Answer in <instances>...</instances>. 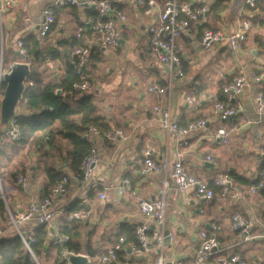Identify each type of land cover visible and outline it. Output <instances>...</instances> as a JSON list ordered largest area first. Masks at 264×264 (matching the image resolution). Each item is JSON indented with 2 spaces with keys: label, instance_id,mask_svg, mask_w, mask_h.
<instances>
[{
  "label": "crops",
  "instance_id": "obj_1",
  "mask_svg": "<svg viewBox=\"0 0 264 264\" xmlns=\"http://www.w3.org/2000/svg\"><path fill=\"white\" fill-rule=\"evenodd\" d=\"M50 1H2L0 47L10 67L20 59L18 40L28 33H36L42 9ZM165 1L155 0L157 6L147 14L134 0H115L126 20L118 21V45L104 49L91 45L93 32L89 20L97 16L94 7L54 6L55 22L42 41L43 47L58 49L62 56L43 62L46 65L42 74L45 81L62 76L67 63L66 53L69 54L74 44L90 45L86 75L90 89L82 93L93 96L97 114L102 116L108 128L118 127L123 132L122 137L116 138H86L96 147L100 158L94 168L96 186L71 182L50 207L65 211L72 205H87L90 214L87 219L80 220L78 230L79 253L88 256L89 264H98L97 256L112 246L123 224L135 226L144 220L137 203L140 199L153 198L159 187V175L142 176L138 172L145 150L151 151L155 159H166L169 164L180 159L190 174L211 185L214 175L220 171H227L237 185L252 184L264 167V155L260 152L264 146V110L258 112L255 105V97L259 93L264 96V2L257 0L251 7L245 0H181L193 5L205 4L207 10L193 25L192 32L184 33L178 39L183 71V75L178 76L174 72L170 74L150 49L148 27L157 20L158 8ZM245 20L249 30L236 48L226 41L206 48L200 46L198 37L204 28L232 32ZM78 32L83 35L81 40L76 38ZM238 73L245 76L247 85L238 99L239 111L224 123L229 139L225 145H220L214 138L218 122L213 116L212 104L221 97L222 84ZM254 74L263 76L254 81ZM152 83L161 84L165 91L149 93L147 87ZM190 96L196 101H189ZM155 104L168 107L182 125L197 118H205L206 124L189 133L185 144L159 126L152 109ZM16 111L29 113L20 105ZM6 124H0V134ZM61 142L65 148L68 146L64 140ZM23 154L27 182L18 185L7 173L1 176L13 212L24 209L31 201H38L46 193L49 188L46 167L53 165L56 171L70 174L64 155L57 152L45 157L24 146ZM207 156H211V160H207ZM124 178L129 179L132 190L119 195L117 186ZM214 190L215 196L211 200L198 199L193 189L183 193L173 187L167 190L162 230L168 231L169 240L164 241L160 252L168 264H175L177 260L190 261L200 243V230L210 231L213 223L221 226L218 236L226 247L224 254L238 253L247 264H264V238L233 245L229 228L231 214L240 212L255 221L254 234L263 232L260 223L264 221V189L235 198L222 196L218 187L214 186ZM101 191L106 194L103 199L99 198ZM57 217L52 223L53 229ZM54 235L51 233L52 238ZM88 251L94 252V256L91 257ZM155 255L154 250L133 255L125 248L110 264H154ZM206 264L216 262L212 259Z\"/></svg>",
  "mask_w": 264,
  "mask_h": 264
},
{
  "label": "built area",
  "instance_id": "obj_2",
  "mask_svg": "<svg viewBox=\"0 0 264 264\" xmlns=\"http://www.w3.org/2000/svg\"><path fill=\"white\" fill-rule=\"evenodd\" d=\"M2 1L8 3V0H0V13L2 10ZM145 13L149 14L156 7L155 0H134ZM264 2V0H262ZM245 2L253 7L257 0H245ZM86 5L94 7L97 10V18L90 19L93 36L91 45L98 48H113L119 43L120 28L118 21L126 20L125 15L116 6L115 0H51L42 9V18L36 27V33L39 37L44 36L55 22L54 6H79ZM205 4L193 5L187 1L181 0H166L162 6L158 8L157 20L149 25L148 33L150 35V49L154 57L164 65L169 73H175L178 76L183 75L181 50L178 45L179 37L184 33H191L194 24L198 23L206 12ZM249 30L248 21H242L239 27L232 32H226L221 29L204 28L198 37V42L201 47H209L214 43L226 41L232 48H236L239 41H243L246 33ZM82 33L78 32L76 38L82 39ZM19 54L23 61L25 60V51L21 40L17 42ZM90 54V45L84 43L74 44L69 50L68 63L74 68L79 75L81 81L73 83L72 87L75 91H85L90 89V84L86 79L88 70V56ZM9 70H3L0 67V82L1 76ZM262 74H254L253 80L258 81L262 78ZM247 85L245 76L238 73L232 76L221 86V97L214 100L212 104V113L215 120L218 122L214 132V138L220 145H225L229 139L228 129L224 123L230 117L237 114L240 109L238 102L244 88ZM149 93L161 94L165 88L158 83H152L147 87ZM0 95V99H1ZM189 101H196L195 97H188ZM256 110L261 112L264 110V96L259 93L255 97ZM17 108V107H16ZM156 115L159 126L171 132L174 137L187 143L186 137L192 131L201 129L205 126V118H197L189 121L186 124H180L179 118L173 116L171 110L161 104H155L152 107ZM17 111L8 119L3 132L0 134V142H11L18 144L21 141V131L16 122L15 116ZM81 136L88 138L90 136H104L107 138L122 137L123 132L120 128L101 129L95 125H89L82 131ZM261 154L264 155V146L261 149ZM207 160H211V156H207ZM100 158L96 147L90 145L87 153L84 155L79 166L78 174H63L60 180L52 185L49 190L38 201H31L24 209L15 211L14 214L10 211L4 194L1 196L6 203L8 213V229L16 232L22 239L25 247L32 253L31 243L34 240V230L38 224L47 223L49 227H53L52 223L56 217L64 212L61 209H51L53 200L63 194L71 182H80L88 187L96 186L94 178V168ZM138 172L142 176L148 174L159 175V187L155 196L151 199H140L137 203V208L142 214L144 220L135 225L134 238L127 239L120 236L113 246L105 252L97 256L98 264H109L118 259V252L128 249L129 254L140 255L151 250L156 251L154 264H168L166 257L160 252L165 235L163 226L165 223L166 209V193L170 187L175 188L183 193L189 189H193L196 197L200 200H211L215 196L214 186L218 187L222 196L235 198L244 196L245 194L252 195L264 189V167H262L255 179V182L249 185H237L227 171L217 172L213 177L211 185L204 179L190 174L180 159H176L171 164L166 159H155L151 151L143 152V159L139 165ZM27 175L24 172L16 176L15 182L18 185H24L27 182ZM132 186L129 179L124 178L122 183L117 186L119 195L131 191ZM106 197L104 191L99 193V198ZM90 214L89 210L80 209L73 210L69 216L78 220H85ZM255 221L249 216L240 212H233L229 218V228L233 234V245L249 242L254 238H264V221L260 223L263 232L254 234L252 227ZM221 226L218 223L211 225V230H200V243L196 248L193 258L190 261L177 260L175 264H206L212 259L216 264H247L240 254L230 253L224 254V247L219 239L218 232ZM5 230L0 229V236ZM53 236V235H52ZM67 236L54 235L53 242L61 245L65 242ZM69 252L61 251L59 260H65L68 264L65 254ZM36 264H40L36 260Z\"/></svg>",
  "mask_w": 264,
  "mask_h": 264
},
{
  "label": "trees",
  "instance_id": "obj_3",
  "mask_svg": "<svg viewBox=\"0 0 264 264\" xmlns=\"http://www.w3.org/2000/svg\"><path fill=\"white\" fill-rule=\"evenodd\" d=\"M96 15L98 16L97 11ZM49 31L41 37L37 33H28L20 39L25 51L24 61L29 62L30 73L25 79L18 105L29 113L17 112L15 116L22 135L21 141L18 144L0 143V177L8 170L7 175L15 180L18 173L25 171L24 146L29 150L34 149L45 157L52 152L64 155L63 160L68 164L70 173L76 175L79 173L81 160L91 145L88 139L81 136L82 131L89 125L101 129L108 128L102 116L97 114L93 96L90 93L84 94L82 91L73 90V83L81 79L69 65L68 53H66L67 63L62 76L50 81L43 79L45 68H42L41 64L46 62V59L62 57L58 49L43 47L42 41L47 38ZM3 59L5 60V53ZM19 61H23L21 55ZM3 64H5L3 68L9 69L7 60ZM4 87L5 82L1 81L0 95ZM58 89L59 93L56 92ZM73 94L78 96L71 99ZM74 102L76 104L72 105ZM62 140L67 143L66 148ZM45 173L49 188L57 183L63 174H69L66 171H56L53 165L46 167ZM80 209L88 210V207L86 204L72 205L57 217L52 234L67 236L66 241L61 245L53 242L47 223L38 224L34 230L31 253L16 232L7 231L8 213L0 193V229L5 230L0 236V264H36V260L40 264H67L65 260H59L61 251L81 252L78 230L81 221L69 216L73 210ZM134 228V225L123 224L112 246L120 236L133 239ZM88 254L94 256V252L88 251Z\"/></svg>",
  "mask_w": 264,
  "mask_h": 264
},
{
  "label": "water",
  "instance_id": "obj_4",
  "mask_svg": "<svg viewBox=\"0 0 264 264\" xmlns=\"http://www.w3.org/2000/svg\"><path fill=\"white\" fill-rule=\"evenodd\" d=\"M19 54V52H17ZM20 57V54H19ZM30 73V66L22 61L13 63L8 72L1 76L5 87L0 99V122L7 123L8 119L15 113L16 107L21 98L26 77ZM59 90H57V93ZM53 227L50 232L53 233ZM165 241L169 240L168 231H164ZM65 258L68 264H89L87 255L81 253L67 252Z\"/></svg>",
  "mask_w": 264,
  "mask_h": 264
},
{
  "label": "rangeland",
  "instance_id": "obj_5",
  "mask_svg": "<svg viewBox=\"0 0 264 264\" xmlns=\"http://www.w3.org/2000/svg\"><path fill=\"white\" fill-rule=\"evenodd\" d=\"M3 58H4V56H3V54H2L1 47H0V67H2L3 70H7V69L3 68V67L5 66V64H6V62H5V64H3V62L5 61ZM3 65H4V66H3ZM41 67L46 69V65H45L44 63L41 64ZM49 73H50V72H48V74H49ZM0 124H2V123L0 122ZM28 171H29V169H28ZM7 172H8V170H6V173H7ZM20 173H21V172H20ZM18 174H19V173H18ZM27 174H28V172H27ZM10 183H11V182H10ZM1 191H2L3 194L5 195L6 202L9 204V206H11V203H10L11 198L8 197V195H7V193H6L5 189H4V181H3L2 177H0V192H1ZM9 208H10V210L12 211L11 207H9ZM12 213L14 214L13 211H12Z\"/></svg>",
  "mask_w": 264,
  "mask_h": 264
}]
</instances>
